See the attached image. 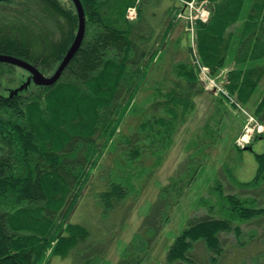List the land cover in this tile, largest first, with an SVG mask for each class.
<instances>
[{"label":"trees","instance_id":"obj_1","mask_svg":"<svg viewBox=\"0 0 264 264\" xmlns=\"http://www.w3.org/2000/svg\"><path fill=\"white\" fill-rule=\"evenodd\" d=\"M80 1L86 19L85 37L59 81L51 86L34 82L42 91L32 96L23 97L21 93L0 96V264H51L48 250L52 258H72L74 264H95L104 253V249L93 248L90 243L95 239L91 228L73 223L70 218L106 150L117 149V130L132 111L142 85L148 84L159 50L153 29L144 28V3L149 0ZM172 1L176 6L168 11L172 18L164 39L173 29L174 12L183 9L178 4L182 0ZM209 2L213 4L211 19L198 25L201 58L214 71L231 65L228 89L237 95L239 103L248 106L264 82V0ZM45 3L57 18L66 21L65 27L69 29L60 44L47 45L46 36L36 38L32 31L29 45L9 37L4 43L0 40V48L18 51L17 58L51 77L77 37L79 16L78 12H69L53 0ZM131 8L138 11L136 21L129 19ZM52 63L55 70L46 72ZM156 90V98L163 96ZM201 94H204L203 87L187 66L183 74L178 73L171 90L164 94L165 100L157 99L155 109L160 106L164 116L156 113L149 119L147 116L148 120L140 127L145 137L139 130L126 137L125 142L137 148L132 159L137 161L141 152L156 153L159 143L164 142L166 147L177 123L184 119L181 107L194 108L195 99ZM259 100L253 113L264 124V91ZM258 138L264 140V134L255 140ZM256 156L255 176L250 181L239 182L235 194L222 191L218 217L190 218L186 229L170 246L165 264H198L191 257L197 243L205 245L213 264H227V259L232 258L231 264L248 262H244L248 256H241L247 249H238L240 252L234 254L236 259L223 245L222 234L233 232L238 237V245L243 246L246 244L240 242L244 236L243 225H264V153ZM127 164H117L122 176L116 173L119 178L125 177V184L114 182L109 187L106 183L104 187L102 182L94 183V187H99L107 218L112 211L122 209L127 187L132 188L131 178L123 170ZM113 171L109 169L108 174L111 176ZM174 185L163 187L141 223V230L152 233L153 239L163 229L161 221L172 201ZM251 232V243L254 247L260 246L264 230L261 234ZM135 241L130 247L135 246ZM256 247L251 248L250 264H264V250ZM119 264L129 263L122 259Z\"/></svg>","mask_w":264,"mask_h":264},{"label":"rangeland","instance_id":"obj_2","mask_svg":"<svg viewBox=\"0 0 264 264\" xmlns=\"http://www.w3.org/2000/svg\"><path fill=\"white\" fill-rule=\"evenodd\" d=\"M45 1L48 0H0L1 42L4 43L6 38L16 37L29 45V33L33 31L36 38L40 35L46 36L47 45L60 44L69 29L65 27L66 21L63 18H57L49 11ZM53 1L68 11L77 12L72 0ZM178 4L183 7L182 12H174L173 29L168 38L164 39L163 35L167 32L172 18H169L168 11L176 6L175 1L149 0L144 3V28L153 29L151 31L154 42H157L159 50L150 71L152 75L148 84L142 85L132 111L117 130V149L109 147L106 150V156L94 171L91 184L86 188L70 218L73 223L88 225L95 234V239L90 241L93 248L104 249L95 264H119L122 259L129 264H165L170 246L186 229L189 219L218 217V202L221 201L222 191L225 194L237 193L239 182L250 181L255 176L256 154L264 153V140H255L264 134V129L259 132L253 128L254 124H263L253 112L264 91V82L248 106L239 103L237 95L228 89L231 65L216 68L214 71L203 63L199 52L198 25L199 22L210 21L213 4L209 0H182ZM136 15L138 12L131 14V17ZM5 48L7 47L0 48L1 54L7 52L19 57L18 51H7ZM52 64L46 72L55 70V64ZM187 66L189 71L195 72L204 94L195 99L194 108L191 105L188 108L181 107L184 109L180 110L184 115L181 118L184 119L177 123L173 137L166 147L164 142V145L159 143L162 147L158 144L159 151L157 149L154 154H149V151L141 152L140 158L134 161L136 159H132V153L137 148L130 147L125 142L126 137L132 136L137 130L144 135L140 127L154 113L164 116L160 106L155 109L157 99L165 100L164 94L171 90L178 79V73L183 74ZM156 89L163 96L156 98ZM41 91L26 70L0 64V96L6 98L14 93H21V96L27 97ZM141 145L146 146L144 142ZM247 146H251V149L242 151ZM121 162L123 166L128 162L123 173L131 178L132 188L127 187V199L125 205L120 206L122 209L112 211L107 218L104 215V202L98 194L99 187H94V183L102 182L104 187L106 183L109 187L114 182L124 183L125 177L119 178L118 175L122 176L117 165ZM109 169L114 170L111 176L108 174ZM169 184H175L176 189L171 193L172 201L161 221L164 223L163 229L153 239L152 233L141 230V223L149 214L151 205L162 194L163 187ZM212 207L213 211L210 209ZM263 230L264 225H243L244 236L240 242L244 241L245 245H238V237L233 232L223 233L222 243L231 255L247 249V253H241V256H248L244 262L248 260L246 264H250L253 259L252 250L256 247L250 241L251 231L261 234ZM260 240V246L256 248L264 250V238ZM134 241L135 246L130 247ZM47 253L51 264H74L72 258H52L51 250ZM191 257L198 264H213L209 261L211 254L202 243L195 245ZM227 260V264H231L234 259Z\"/></svg>","mask_w":264,"mask_h":264},{"label":"water","instance_id":"obj_3","mask_svg":"<svg viewBox=\"0 0 264 264\" xmlns=\"http://www.w3.org/2000/svg\"><path fill=\"white\" fill-rule=\"evenodd\" d=\"M76 6L78 16H79V30L77 37L70 48L69 52L65 56L64 60L60 64L59 68L55 72V74L51 77H46L44 76L39 69H37L35 66L30 64L27 61H24L22 59L9 56V55H3L0 54V63H6L10 65H14L17 67H20L26 71H28L32 75L33 81L41 86H51L57 83L61 76L63 75L64 70L66 67L69 65L71 59L74 57L78 49L80 48L83 39L85 37V32H86V19H85V12L83 5L80 0H72Z\"/></svg>","mask_w":264,"mask_h":264},{"label":"built area","instance_id":"obj_4","mask_svg":"<svg viewBox=\"0 0 264 264\" xmlns=\"http://www.w3.org/2000/svg\"><path fill=\"white\" fill-rule=\"evenodd\" d=\"M135 12V10L131 11V14H133ZM262 129V127H260V130Z\"/></svg>","mask_w":264,"mask_h":264},{"label":"crops","instance_id":"obj_5","mask_svg":"<svg viewBox=\"0 0 264 264\" xmlns=\"http://www.w3.org/2000/svg\"><path fill=\"white\" fill-rule=\"evenodd\" d=\"M256 168H257V170H258V162H257V167H256ZM257 170H256V172H257ZM256 172H255V174H256ZM250 178H251V177H250Z\"/></svg>","mask_w":264,"mask_h":264},{"label":"flooded vegetation","instance_id":"obj_6","mask_svg":"<svg viewBox=\"0 0 264 264\" xmlns=\"http://www.w3.org/2000/svg\"><path fill=\"white\" fill-rule=\"evenodd\" d=\"M3 55H7V54H3ZM9 56H12V55H9ZM13 57H15V56H13ZM17 58V57H16ZM20 59V58H19Z\"/></svg>","mask_w":264,"mask_h":264}]
</instances>
